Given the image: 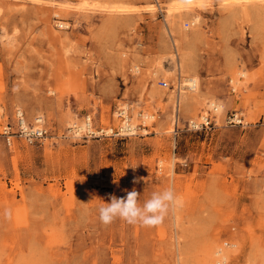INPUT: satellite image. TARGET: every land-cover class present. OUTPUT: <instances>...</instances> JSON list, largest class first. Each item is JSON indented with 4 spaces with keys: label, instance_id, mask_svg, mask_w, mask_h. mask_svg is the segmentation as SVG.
Instances as JSON below:
<instances>
[{
    "label": "rangeland",
    "instance_id": "rangeland-1",
    "mask_svg": "<svg viewBox=\"0 0 264 264\" xmlns=\"http://www.w3.org/2000/svg\"><path fill=\"white\" fill-rule=\"evenodd\" d=\"M17 107L48 138H0V264H264V0H0V120ZM120 108L131 134L70 130ZM168 187L158 225L98 218Z\"/></svg>",
    "mask_w": 264,
    "mask_h": 264
},
{
    "label": "built area",
    "instance_id": "built-area-1",
    "mask_svg": "<svg viewBox=\"0 0 264 264\" xmlns=\"http://www.w3.org/2000/svg\"><path fill=\"white\" fill-rule=\"evenodd\" d=\"M188 24V22L186 23ZM231 90L234 92L235 87L230 79L229 81ZM159 84L166 86L167 82L160 80ZM215 111V107H212ZM118 114L122 117V122L117 127H95L92 124L91 117L87 115L83 118L82 122L77 124L73 123L70 127V130H73L75 133H80L84 136H122L124 134L130 133L133 130L134 126L130 122V118L126 112L125 108H120ZM42 117H37L34 120V123H28L26 120L24 111L17 107L13 111V116L11 119H6L5 121L0 120V138L3 140L4 144L11 147L15 144L16 141L22 140L27 144H37L43 142L48 138V130L44 127ZM216 120L210 114L208 110L205 114L200 116L199 121H191V126L197 129L202 127H207L212 123H215ZM225 124L236 126L243 125L244 119L238 111L234 110L229 112L224 117Z\"/></svg>",
    "mask_w": 264,
    "mask_h": 264
},
{
    "label": "clouds",
    "instance_id": "clouds-1",
    "mask_svg": "<svg viewBox=\"0 0 264 264\" xmlns=\"http://www.w3.org/2000/svg\"><path fill=\"white\" fill-rule=\"evenodd\" d=\"M139 194L132 190L123 198L110 197V202L104 203L98 209V218L104 225L120 218L129 224L141 223L143 226L152 227L162 223L169 206L179 203L171 187L161 192H154L143 205L138 203Z\"/></svg>",
    "mask_w": 264,
    "mask_h": 264
},
{
    "label": "bare ground",
    "instance_id": "bare-ground-1",
    "mask_svg": "<svg viewBox=\"0 0 264 264\" xmlns=\"http://www.w3.org/2000/svg\"><path fill=\"white\" fill-rule=\"evenodd\" d=\"M120 5V4H119ZM126 4H124L123 6H120V7H118V8H120V10L122 11L123 9H125L124 8V6H125ZM117 6V5H116ZM115 6V7H116ZM128 8V7H127ZM125 9V10H128V9ZM132 9V8H131ZM125 12V11H124ZM187 23V22H186ZM59 25H61V26H66V24L65 23H63V22H60L59 23ZM176 65H177V67L179 66L180 67V65H181V63H180V61L179 60H176ZM178 67V68H179ZM134 68V67H133ZM138 67L137 66H135V70L137 69ZM133 70V69H132ZM179 70H180V68H179ZM181 71V70H180ZM244 72H241V74H243ZM179 74V73H178ZM179 76H181V74H179ZM185 78H183L184 79V85H186L187 86V88L189 89V90H195L196 91V88H197V85H198V82H199V80H198V78L197 77H195V76H184ZM178 86V85H177ZM199 86V85H198ZM184 92V90H178L177 89V92H175L174 93V95H173V98H174V102H175V110L177 111L178 110V105H179V102H180V98L182 97L181 95H182V93ZM211 105L213 106V107H215V111H217V110H221L222 109V107H223V105L222 104H215V103H213V102H211ZM124 107H127V105H124ZM37 117H40V116H36L35 117V119L37 118ZM177 118V115H175V119ZM34 119V120H35ZM134 129V128H133ZM133 133V132H132ZM131 134V133H130ZM234 245V244H233ZM220 251V252H219ZM215 253L216 254H218V256H219V260H217V261H224L225 259H226V254H224V252H223V249L222 248H219V249H217L216 251H215Z\"/></svg>",
    "mask_w": 264,
    "mask_h": 264
}]
</instances>
